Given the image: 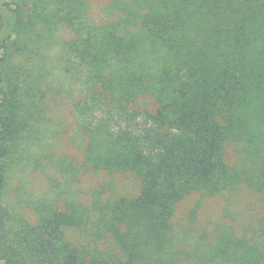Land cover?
Returning a JSON list of instances; mask_svg holds the SVG:
<instances>
[{
  "label": "trees",
  "instance_id": "1",
  "mask_svg": "<svg viewBox=\"0 0 264 264\" xmlns=\"http://www.w3.org/2000/svg\"><path fill=\"white\" fill-rule=\"evenodd\" d=\"M2 8L0 264H264V216L227 210L241 192L264 205V0H114L115 18L100 23L85 0ZM61 28L73 34L61 66L84 87L74 104L83 159L52 164L63 180L49 176L52 197L30 204V221L4 193L44 121L36 59ZM145 96L152 113L133 107ZM97 171L131 174L137 195L83 205L60 188ZM191 194L225 201L213 239L173 230Z\"/></svg>",
  "mask_w": 264,
  "mask_h": 264
},
{
  "label": "rangeland",
  "instance_id": "2",
  "mask_svg": "<svg viewBox=\"0 0 264 264\" xmlns=\"http://www.w3.org/2000/svg\"><path fill=\"white\" fill-rule=\"evenodd\" d=\"M114 0H85L89 16L96 22L110 21L115 18L111 5ZM22 3L24 0H0L4 3ZM73 34L66 28H61L51 34H46V46L39 61L42 79L39 86L46 92L47 111L44 121L36 133L33 143L25 151L15 157L8 173V183L4 193V202L12 214L21 215L32 220L34 215L30 209L31 203L43 198H51L49 176L62 182L60 174L53 170L52 164L65 157L73 163L83 159L85 146L75 117L74 104L82 97L84 87L82 82L70 78L69 73L61 66V45L71 39ZM135 109H155L152 99L148 96L140 98L133 106ZM230 162L234 152L228 150ZM63 191L74 192L75 198L83 205H89L93 200H105L109 197L135 196L139 191V182L131 174L110 175L104 171L89 172L81 176L77 182ZM225 201L221 198H207L199 194H191L177 207L173 217V230L178 236H186L188 241L205 234L210 239L215 237L216 230L223 228ZM228 213L240 220L241 217L254 215L264 216V205L250 193H238L234 203H230ZM193 211L195 212L193 214ZM229 224V217L225 218ZM232 224V223H230ZM237 225H232L235 228ZM236 229H241L237 227ZM74 233V232H73ZM79 234L74 233L77 241Z\"/></svg>",
  "mask_w": 264,
  "mask_h": 264
}]
</instances>
